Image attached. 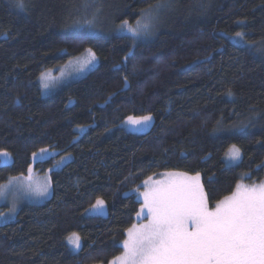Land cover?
I'll return each mask as SVG.
<instances>
[{
	"label": "trees",
	"instance_id": "trees-1",
	"mask_svg": "<svg viewBox=\"0 0 264 264\" xmlns=\"http://www.w3.org/2000/svg\"><path fill=\"white\" fill-rule=\"evenodd\" d=\"M24 3L0 0V151L11 156L8 164L0 157V185L50 149L35 170L51 171L53 195L22 203L0 224V264H109L123 252L143 204L136 189L149 177L199 172L210 207L238 183L264 182V0ZM153 9L149 34L133 39L121 27ZM88 48L96 66L44 95L42 74ZM146 115L150 129L126 125ZM232 145L242 156L230 164ZM97 199L107 214L90 213Z\"/></svg>",
	"mask_w": 264,
	"mask_h": 264
},
{
	"label": "snow or ice",
	"instance_id": "snow-or-ice-1",
	"mask_svg": "<svg viewBox=\"0 0 264 264\" xmlns=\"http://www.w3.org/2000/svg\"><path fill=\"white\" fill-rule=\"evenodd\" d=\"M15 6L26 9L24 0H15ZM86 23L92 28L91 21ZM121 27L126 28L133 39L151 31L150 24L140 21L135 27L125 21ZM236 36L242 38L243 34L238 32ZM86 53L82 69L96 61L91 48L86 49ZM124 82L128 83L127 77ZM152 119L151 115L138 119L129 117L128 122L141 125ZM46 152L47 149L40 150L41 155ZM8 155L0 151V156ZM36 155L33 153V157ZM227 155L231 160H238L240 149L232 145ZM6 187L0 185V198L5 196ZM47 188L45 184L37 191L46 195ZM144 188L140 193L143 204L137 215L144 214L147 223L133 224L126 230L123 252L109 264H264V182L238 183L231 194L212 207L199 172L195 175L166 172L160 180L153 181L149 177L144 181ZM136 191H140L139 186ZM103 208L102 199L92 205L93 210ZM68 240L74 248H81L77 233L70 234Z\"/></svg>",
	"mask_w": 264,
	"mask_h": 264
},
{
	"label": "rangeland",
	"instance_id": "rangeland-1",
	"mask_svg": "<svg viewBox=\"0 0 264 264\" xmlns=\"http://www.w3.org/2000/svg\"><path fill=\"white\" fill-rule=\"evenodd\" d=\"M157 11L158 9H153L151 11L146 12L144 16L140 19L141 24H150V22H152L156 18L155 15ZM86 56H87V53L85 52L81 56L75 57L70 62H68L67 64H65L64 66L60 68L48 70L44 72L43 74L45 78H42V77L40 78L42 89H43V94L50 95L51 93L58 90L62 86L67 85L69 82L82 77L92 68H94L98 62L97 57H96V61L94 64L89 65L88 67L83 68V69L81 68V62L85 59ZM135 119H138V118H135ZM153 121L154 120L152 119L151 122L147 124H141V125H133L127 121L126 125L131 130H136V131L141 132V131H146L150 129L153 124ZM36 154L37 155L33 157L34 165H32L31 167L32 169L31 172H29L27 175L17 177L18 179L16 180L11 179L8 183L4 184L5 186H7L6 193L3 198H0V206L8 205L10 208L6 213L0 216V224L15 220L17 216L18 208L22 203L24 202L42 203L46 201L47 199H49L50 197H52L53 182L50 176L51 171L48 172L47 174H40L35 170V163H37L38 161H43V160L50 158L51 156L54 155V152L51 151L50 149H47V152L44 153L43 155H41L40 151ZM241 156H242V153L240 150V159H241ZM0 157L3 161L2 162L3 164H8L11 162L10 155H8L7 157H4V156H0ZM70 158L71 157L64 158L65 162L61 161L59 164L63 162L64 163L62 165H59L57 169L61 168L65 163H67ZM226 159H227V162L230 164L237 163L240 160V159L231 160L228 155L226 156ZM172 172H176V171H172ZM162 178H163V174L156 176V177H152V180L156 181ZM201 183H202V180H201ZM45 184L48 185L47 194L40 195L37 190L43 188ZM241 184L248 185L245 183H241ZM144 190L145 188L143 186V188L139 192H137V194L140 196L142 200H143V197L140 195V193L143 192ZM90 213L100 214V215L107 214V208H106L105 203H104V208L102 210L91 209ZM142 223H147V219L144 214L138 216V219L135 224L139 225ZM68 243L75 252H78L81 250V248L80 249L74 248L70 244L69 240H68ZM80 243L82 247L81 238H80Z\"/></svg>",
	"mask_w": 264,
	"mask_h": 264
}]
</instances>
